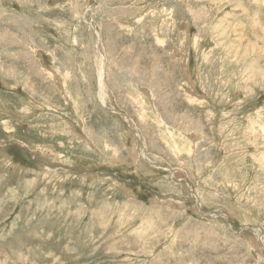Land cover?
I'll use <instances>...</instances> for the list:
<instances>
[{"label": "rangeland", "instance_id": "374dc122", "mask_svg": "<svg viewBox=\"0 0 264 264\" xmlns=\"http://www.w3.org/2000/svg\"><path fill=\"white\" fill-rule=\"evenodd\" d=\"M0 264H264V0H0Z\"/></svg>", "mask_w": 264, "mask_h": 264}, {"label": "bare ground", "instance_id": "6f19581e", "mask_svg": "<svg viewBox=\"0 0 264 264\" xmlns=\"http://www.w3.org/2000/svg\"><path fill=\"white\" fill-rule=\"evenodd\" d=\"M102 73H104V71H102ZM100 83H101V91L102 93H104V81H103V74L100 76ZM105 94V93H104ZM104 96V95H103ZM103 96L101 98H103ZM104 99V98H103Z\"/></svg>", "mask_w": 264, "mask_h": 264}]
</instances>
